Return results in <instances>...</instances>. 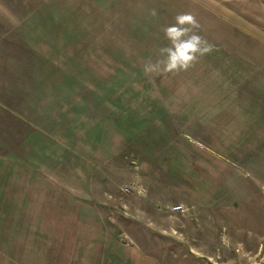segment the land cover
Wrapping results in <instances>:
<instances>
[{"label": "rangeland", "instance_id": "rangeland-1", "mask_svg": "<svg viewBox=\"0 0 264 264\" xmlns=\"http://www.w3.org/2000/svg\"><path fill=\"white\" fill-rule=\"evenodd\" d=\"M0 264H264V0H0Z\"/></svg>", "mask_w": 264, "mask_h": 264}, {"label": "clouds", "instance_id": "clouds-1", "mask_svg": "<svg viewBox=\"0 0 264 264\" xmlns=\"http://www.w3.org/2000/svg\"><path fill=\"white\" fill-rule=\"evenodd\" d=\"M150 15L157 12L152 9ZM197 18L189 12L176 15L174 23L163 28L167 44L158 50V58L149 59L143 65L145 75H176L188 71L199 59L213 50L208 40L197 31Z\"/></svg>", "mask_w": 264, "mask_h": 264}]
</instances>
